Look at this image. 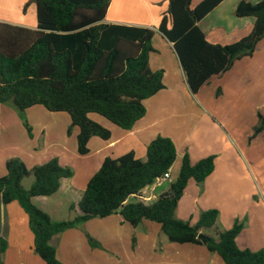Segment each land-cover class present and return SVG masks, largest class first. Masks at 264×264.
Instances as JSON below:
<instances>
[{
	"label": "trees",
	"instance_id": "obj_1",
	"mask_svg": "<svg viewBox=\"0 0 264 264\" xmlns=\"http://www.w3.org/2000/svg\"><path fill=\"white\" fill-rule=\"evenodd\" d=\"M167 1L157 31L172 45L193 95L210 78L229 71L235 61L251 57L264 38V0L237 4L236 17H253L255 21L248 34L229 44L209 43L198 26L222 0H202L195 6L193 0ZM32 3L36 7V29L0 21V104H8L17 112L29 137L32 134L26 109L41 105L49 112L67 113L71 126L79 129L77 153L84 156L89 152L91 137L107 140L111 135L91 120L90 114L129 131L146 114L143 102L164 88V72L149 67L155 30L106 23L110 0H29L23 12ZM258 118L254 136L264 130V114L258 113ZM175 159L173 141L161 136L147 145L145 161L136 159L133 152L105 158L77 203L80 213L72 220L53 222L32 203V198L55 194L61 179L73 176L72 169L61 166L55 158L30 169L19 158H10L5 163L6 175L0 177V203L20 204L34 236L33 251L45 264H64L50 243L54 236L114 214L133 228L144 220L155 222L169 242L205 246L224 264H264V249L251 251L237 246L243 222L236 220L230 229L218 230L217 209L202 211L195 224L175 215L188 182L201 185L213 172L214 155L191 164L185 154L167 192L149 205L140 200L127 203L130 196H138L168 172ZM29 177L33 182L25 188L22 181ZM200 233L205 237L199 238ZM88 242L102 248L90 237ZM6 246L2 237L0 254Z\"/></svg>",
	"mask_w": 264,
	"mask_h": 264
},
{
	"label": "crops",
	"instance_id": "obj_2",
	"mask_svg": "<svg viewBox=\"0 0 264 264\" xmlns=\"http://www.w3.org/2000/svg\"><path fill=\"white\" fill-rule=\"evenodd\" d=\"M28 1L20 0L19 4L23 5ZM201 1L193 0V6ZM240 1L242 0H222L199 21L198 26L209 43L229 44L252 29L255 21L253 17L238 18L234 14ZM244 1L255 4L260 0ZM167 8V0H110L104 18L106 23L155 30L151 43L154 52L149 55V67L152 71L164 72V88L143 102L145 116L138 120L131 130L126 131L99 115L90 114L89 118L108 129L111 135L107 140L91 137L87 144L88 154L81 156L77 153L76 141L79 129L71 126L67 113L49 112L41 105L26 109L24 114L32 134L29 137L17 112L10 105L2 103L0 177L6 175L5 163L10 158H19L29 169L54 158L61 166L71 168L73 176L61 179L55 194L32 198L36 207L46 212L53 222H57L53 213L65 204L69 207L74 205V215L80 213L77 203L88 181L98 171L105 158L115 159L133 152L136 159L145 161L147 145L158 136L166 137L173 141L176 148V159L169 169L171 179L144 188L138 195L149 198L144 203L149 205L159 195L168 191L171 182L178 176L185 154H188L191 164L214 155V170L205 181L200 186L193 180L188 182L177 204L176 217L195 224L202 211L217 209L219 215L216 229L227 230L236 220L241 221L243 228L236 238L237 246L251 251L264 249V191L259 183L264 180V158H246L240 147L242 145L244 148H250L257 142L264 145V131L249 142L248 138L252 132L246 131L241 135L233 129L232 135L225 118L227 115L245 114L247 110L257 113L261 106L258 105V100L264 98V38L257 44L251 57L235 61L229 71L210 78L193 95L188 89L172 45L157 31ZM32 11L36 13L33 3L25 12L22 9L26 17L10 24L36 29V15L34 18ZM224 101L228 105L233 102V106L227 108V113L223 107ZM69 128L70 133H67ZM25 180L22 184L29 188L31 185L26 187ZM138 200L137 196H130L127 203ZM49 202L53 203L54 209L48 208ZM112 216L118 217L116 223L119 226L129 225L119 214L107 218ZM139 226L145 227L147 236L143 240V237L140 238L135 248L131 247L129 242L109 237L108 226L107 235L105 238H98L99 243L107 249L109 248L106 243L114 247L110 255H117L118 251L129 249L134 258H138L143 245L142 251L150 253L149 260L163 261L162 264H224L217 254H211L205 246L169 242L163 237L165 235L159 234L161 231L155 228L151 221L144 220ZM65 232L54 236L50 243L56 248L58 260L69 264L63 256L68 254L77 261L81 258L82 251L79 240L68 237ZM210 232L212 233H206L210 235ZM2 237L7 243L5 252L0 254L2 264H45L33 251L34 236L29 228L28 216L17 201L7 205L0 203V239ZM119 244L121 245L118 247ZM97 257L93 256L91 259ZM102 259L103 262L99 264H111L108 257ZM80 260L83 264H91L88 260Z\"/></svg>",
	"mask_w": 264,
	"mask_h": 264
},
{
	"label": "rangeland",
	"instance_id": "obj_3",
	"mask_svg": "<svg viewBox=\"0 0 264 264\" xmlns=\"http://www.w3.org/2000/svg\"><path fill=\"white\" fill-rule=\"evenodd\" d=\"M19 1L20 0H0V21L10 24V22H14L15 20L20 21L22 20V17H26L24 16V13L22 12V9L25 4L20 5ZM35 15L36 13L32 11V16L34 18H35ZM27 17H29V13ZM219 94H220V91L218 90L217 95ZM230 104L231 105H228V103L224 101L223 107L226 110V113L229 110L227 108H231L233 106V102H231ZM258 105H261V106L258 108L257 113L247 110V113L245 114L240 113L237 116L227 115L225 117L227 119V124H228L227 128L229 129L231 134L233 132L232 131L233 129H236V131L240 133L241 135L244 134L246 131L252 132L251 136H249L248 138L249 142L258 135L257 134L256 136H254L253 134H254L255 127L259 124L258 113H261V112L264 113V98L258 100ZM240 147H241L243 154L246 156V158H249V159L250 158H253V159L264 158V145L261 144L260 142H257L255 145H253L250 148H244L242 145H240ZM32 182H33L32 177L26 178V180L24 181V185L28 187L32 184ZM259 183H260V187L264 191V180H261ZM48 208L50 210L54 209L52 202H49ZM53 216H54V219L58 221H69V220H72L75 215L73 211L70 210V207L65 204L64 206L57 209V211L53 213ZM117 220H118L117 216H112L110 218H107L106 220L94 219V220H90L87 223L78 225L72 229L66 230L65 233H67L66 235L68 237L74 238L75 240L77 239L79 240L78 244L82 252H80L81 258H79L77 261L73 258V256L65 254L63 256L65 262L69 264H83L82 261L80 260L82 259L84 262L88 260L91 264H99L103 262L102 258L108 257L109 258L108 262H110L111 264H162L163 261L161 262L150 261L149 260L151 258L150 253L145 250L142 251L143 245L139 252V255L137 256L138 258H134L135 256L133 255V252L130 251L129 249L118 251L117 255H110L112 254L111 249H114V247L110 243H106V246L109 249H107L104 245L102 246V243H100L102 248L92 247L89 244L88 237L96 240L97 242H99L98 238H105V236L107 235L106 226H108V231L110 230V232L108 233L109 237H112L113 239H119V241H122V242H129L131 244V247L133 248L137 246L140 238L143 237L142 238L143 240L147 236V231L145 230L144 226H138L137 228H132L129 225H126L125 227L124 226L121 227L119 226V224L116 223ZM151 223L154 225L155 228L161 231L158 224L153 223V222ZM159 234L163 236L162 232H159ZM210 234H213V232L212 233L210 232ZM65 240H66V236H65V239H63V244L65 243ZM120 245L121 244H119L118 247ZM93 256H98V257L97 259L93 260L91 259L93 258Z\"/></svg>",
	"mask_w": 264,
	"mask_h": 264
},
{
	"label": "built area",
	"instance_id": "obj_4",
	"mask_svg": "<svg viewBox=\"0 0 264 264\" xmlns=\"http://www.w3.org/2000/svg\"><path fill=\"white\" fill-rule=\"evenodd\" d=\"M171 178H170V174H169V171L164 173L161 177L157 178L155 181H154V184L155 185H159L161 184L162 182L164 181H169ZM137 198L140 200V201H143L145 202V200H148L149 198H146V197H141V196H137Z\"/></svg>",
	"mask_w": 264,
	"mask_h": 264
},
{
	"label": "water",
	"instance_id": "obj_5",
	"mask_svg": "<svg viewBox=\"0 0 264 264\" xmlns=\"http://www.w3.org/2000/svg\"><path fill=\"white\" fill-rule=\"evenodd\" d=\"M198 237H199V238H204V237H205V235H204V234H202V233H200V234L198 235Z\"/></svg>",
	"mask_w": 264,
	"mask_h": 264
}]
</instances>
